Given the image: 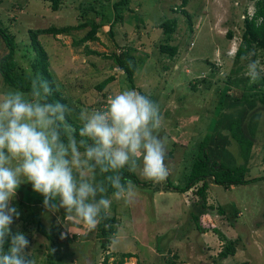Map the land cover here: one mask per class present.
Masks as SVG:
<instances>
[{
    "label": "rangeland",
    "instance_id": "1",
    "mask_svg": "<svg viewBox=\"0 0 264 264\" xmlns=\"http://www.w3.org/2000/svg\"><path fill=\"white\" fill-rule=\"evenodd\" d=\"M115 2L63 0L60 10L53 12L45 0H0V26L15 35L18 43L12 62L15 70L25 76L33 74L35 54L27 48L31 42L30 30L77 25L81 7L90 3L101 5L100 10L114 20ZM181 3L182 0H130L129 6L119 13L121 19L115 23L114 35L109 32L110 24H105L97 34L99 39L86 44L90 51L101 55L131 52L138 64L136 88L132 90L143 91L159 104L165 118L159 135L167 137L168 141L165 162L169 175L164 181L150 182L135 174L140 184L133 183L139 195L132 203L111 197L108 214L116 216L120 224L110 251L115 255L134 253L137 256L126 264L138 261L163 264L175 256L181 264H264V180L231 189L212 184L207 203L214 208L205 214L200 212L201 198L189 190L182 194L175 186L183 188L187 182L188 171L178 163L182 152L186 151V157L203 156L199 146L211 135L215 141L209 146L210 157L230 169L248 160L249 168L252 167L249 174L264 176V106L256 100L264 87L258 79L255 83L249 82L253 89L246 91L247 68L240 66L244 63L236 65L233 58L241 43L245 10L253 15L255 0H189L186 10L193 16L191 24L181 12L172 11ZM90 16L95 17V14ZM174 19L178 21V29L168 44L178 46L179 53L171 59L160 53V45L166 44L167 36L158 26ZM89 29L69 36L43 37L41 41L49 52L51 70L73 106L104 109L109 94L131 89V86L114 60L87 54L85 45H74ZM229 32H234V38L227 37ZM230 45L233 48L228 52ZM6 51L0 40V60ZM257 60L264 68L262 54ZM232 69L234 72L230 71ZM228 74L232 78L227 77ZM110 77L114 80L99 91L97 87ZM9 89L0 75V92ZM246 94L251 98L248 102ZM239 97L240 102H236L235 98ZM229 114L239 117L238 123L231 124V132L218 125L225 124L224 118ZM250 137L253 147H249L244 156L241 140L246 144ZM215 144H219L216 149ZM168 181L173 188L164 190ZM43 199L30 183H23L12 206L20 212L19 219L31 220L32 214H36L49 227L54 216L59 218L58 212L53 214L45 209ZM20 202L29 204L34 211L19 206ZM220 207L224 215L219 212ZM193 215H201L202 231L196 229ZM19 219H14L13 233L20 231ZM63 227L67 237H78L69 244L53 246L37 232H27L30 242L27 251L33 254L36 264H51L50 254L55 264H102L106 252L96 232L91 233V229L74 216L65 220ZM238 239L235 256L220 259L218 255L225 245Z\"/></svg>",
    "mask_w": 264,
    "mask_h": 264
},
{
    "label": "clouds",
    "instance_id": "2",
    "mask_svg": "<svg viewBox=\"0 0 264 264\" xmlns=\"http://www.w3.org/2000/svg\"><path fill=\"white\" fill-rule=\"evenodd\" d=\"M254 55L246 51L240 56L247 61L246 75L252 83L264 74L260 61L251 59ZM51 94L49 83L38 75H30L28 92H0V264H36L27 251L26 235L11 230L20 217L12 201L21 184L30 183L48 211L63 209L94 230L106 219L112 198L132 203L139 195L120 170L154 182L169 175L168 141L159 135L165 118L149 96L124 89L109 94L104 109L81 108L77 139V129L67 121L73 109L49 100ZM97 169L111 174L96 182ZM109 186L112 198L107 196Z\"/></svg>",
    "mask_w": 264,
    "mask_h": 264
},
{
    "label": "trees",
    "instance_id": "3",
    "mask_svg": "<svg viewBox=\"0 0 264 264\" xmlns=\"http://www.w3.org/2000/svg\"><path fill=\"white\" fill-rule=\"evenodd\" d=\"M46 3H49V6L53 12H58L63 5V0H45ZM100 3V1H98ZM97 2V3H98ZM189 3V0H182V3L180 5H177L173 8V12L176 14V12H181L184 17L188 18L190 24L192 23L193 16L189 11L186 10V7ZM102 4V3H101ZM130 4V0H116L114 3V7L116 8V14L114 20H110V18L107 16L105 11L103 9L100 10L101 5H96L94 3H90L89 5H83L81 7V13L80 14V20L77 25H70V26H51L46 29H37V30H30V39L31 42L29 46H27L29 52H34V57L32 59V69L33 74L32 76H40L43 80L47 81L52 88V94L49 97V100L51 101H60L61 103L67 105L70 109H73V111L67 115V121L69 124H71L75 129H77V139H79L78 136V130L81 127V123L78 120V113L81 109L80 107L75 108L71 101L65 96V91L63 89V86L59 84L56 77L54 76L52 70H51V62H50V55L48 50H46L43 46V43L41 39L48 38V37H54L57 38L59 35L69 36L75 31L85 30L86 28H89V31L86 36L79 40L74 41V45L76 47L78 46H86V53L87 54H95V55H101L97 51H90L88 48V45H86L89 42H95L99 38L97 34L105 27V24H110L109 32L111 35H114V26L115 23L119 22L121 19L119 17V13L122 8L128 7ZM95 14V17H92L89 15ZM244 21H243V33L241 35V43L237 49L236 54L234 55V62L236 65H240L243 68H247V61L242 62L240 59V56L243 55L246 51H254L255 55L251 57L253 60H257V58L262 54V63L264 65V0H255V12L253 15H249L248 12L245 10L244 14ZM140 27V26H138ZM160 29L163 30L164 34L167 36V39H165L166 44L160 45V53L167 58H175L179 53L178 46H171L168 44V42L172 39L173 34L176 33L178 29V21L176 19L174 20H165L163 21L159 26ZM192 31V29H191ZM234 32L227 33V37L229 39L234 38ZM0 40L4 44L5 48L7 49V53L3 55V57L0 60V75L4 82V84L10 89L13 90H20L24 92L30 91V76H25L22 73H18L14 66H13V60L16 56V53L18 51V43L16 42L15 35L8 32L7 28H4L0 26ZM194 44V43H191ZM194 46V45H193ZM231 47V45H230ZM230 47L228 49V52L230 51ZM123 48V47H122ZM129 49V48H128ZM131 52L123 51L122 53H114L111 56L108 55H101L104 56L106 59H112L115 61V63L119 66V68L124 72V78L126 81L130 84L131 89H135V74L137 72V60L136 58L130 54ZM163 57V58H164ZM170 59V60H171ZM210 62V61H209ZM210 64H212L210 62ZM165 69H169V67H166ZM233 70V71H232ZM230 70L231 72H234V69ZM247 72V70H246ZM245 72V74H246ZM231 75H227L229 77ZM229 78H232L229 77ZM249 79L246 91L252 90L250 89V78L246 75L245 80ZM262 86L264 87V75L261 76ZM114 80V77H110L106 79L104 82H102L97 89L99 91H102L109 83H111ZM204 81L206 79H203ZM238 80L240 78L238 77ZM231 82H235V80H232ZM244 86V82H243ZM257 85H255L256 87ZM242 87V86H241ZM143 95L148 94L144 93L143 91H139ZM247 95V94H246ZM259 98H256V100H260L263 103L264 106V92H261L259 95ZM151 98V96H149ZM152 99V98H151ZM236 102H240V97L235 98ZM153 100V99H152ZM247 102L251 100V98H246ZM77 105V104H76ZM79 106V105H77ZM225 124H222L221 122L218 124L219 126H222L224 129H228V132H231L230 128L232 127L231 124L238 123L239 117L237 115L229 114L225 116ZM211 135V137H207V139L200 144L199 149L204 152L203 156H194L186 157V151L182 152V157L179 159L178 163L179 165L183 164V167L185 171L187 170V182L185 186L180 187L176 186V190L180 191L182 194L186 191H193L194 196H198L201 198L202 202L198 203L200 204V212L203 214L207 213L208 210H212L214 207L208 205V193L210 190V186L212 184L223 186L225 189H231L233 186L238 185H248L251 183H254L258 180H264V176L259 177H253L251 176L252 167L249 168V164L247 162H244L240 167H233V169H230L226 166H224L220 161L215 159L214 157H210L209 149L210 145L213 144L215 141V137ZM247 138V137H246ZM248 139V138H247ZM253 139L250 137V139L246 142V144L242 143L241 140V146L243 147V153L244 156L248 153L249 147H253ZM248 144V145H247ZM215 149L219 144H215ZM251 159H249L250 161ZM232 168V167H231ZM236 169V170H235ZM120 173L123 178L125 179H131L132 181H135L137 184H140V181L137 180L136 175L129 172L126 168L120 170ZM250 173V174H249ZM111 174V173H109ZM109 174H101L99 170L97 169L95 173V181L98 182L105 178L106 175ZM186 175V174H185ZM86 178L91 179V176H88ZM150 181V180H149ZM154 182V181H150ZM172 184L170 181H168V185L164 190H170L172 189ZM160 190L157 186L156 191ZM114 190L111 189L109 186V190L107 193V196L109 198L112 197V192ZM162 191V190H161ZM195 192V193H194ZM36 200V198H34ZM34 200V201H35ZM33 201V202H34ZM40 201V200H39ZM38 201V202H39ZM36 202V203H38ZM21 207H27L26 209L30 210V205L26 204L24 202H20L18 204ZM33 208V207H32ZM34 211V209H31ZM30 210V211H31ZM219 212L221 214H225V211L220 207ZM201 215H193L195 221H196V229L201 230L199 221H200ZM58 217L54 216L52 223L48 227L45 225V223L36 215L32 214V219L28 220L27 218L19 219L18 225L20 226V232H23L25 235L29 231L37 232L38 234L45 237L48 241L52 243L53 246L61 245V244H69L74 239H76L78 236L74 235L73 237H67L65 231H64V222L69 218L64 213V210L61 209L58 212ZM75 217V216H74ZM22 220V221H21ZM119 219L116 216H110L107 212L106 219H104L94 230H90L91 233L96 232V236L100 241L101 248L106 252V255L103 259L102 264H126L127 261L131 258H137V256L134 253H122L121 255H115L111 253L110 247L113 243V238L118 233L119 228ZM105 225H108V227H105ZM215 233H218V230L215 229ZM238 240H232L225 245L224 249L219 253V258L222 260H226L229 257L235 256L237 252V244ZM10 241L6 243L5 248L7 250V247L9 246ZM34 258L33 254H31ZM51 257L50 263L55 264L54 256L52 254L49 255ZM112 260V261H111ZM137 264H141L140 261L137 262ZM163 264H181L177 263V256L172 257L165 261ZM250 264V263H245Z\"/></svg>",
    "mask_w": 264,
    "mask_h": 264
}]
</instances>
